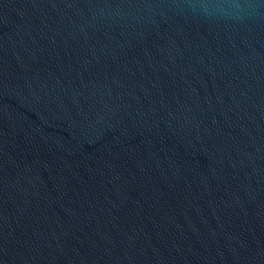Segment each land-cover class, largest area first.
I'll use <instances>...</instances> for the list:
<instances>
[{"label": "water", "instance_id": "1", "mask_svg": "<svg viewBox=\"0 0 264 264\" xmlns=\"http://www.w3.org/2000/svg\"><path fill=\"white\" fill-rule=\"evenodd\" d=\"M0 0V264H264V0Z\"/></svg>", "mask_w": 264, "mask_h": 264}, {"label": "clouds", "instance_id": "2", "mask_svg": "<svg viewBox=\"0 0 264 264\" xmlns=\"http://www.w3.org/2000/svg\"><path fill=\"white\" fill-rule=\"evenodd\" d=\"M190 6L193 10H201L205 14L219 13L229 16L233 11H239L243 8L255 7L251 3L241 4L240 0H192Z\"/></svg>", "mask_w": 264, "mask_h": 264}]
</instances>
